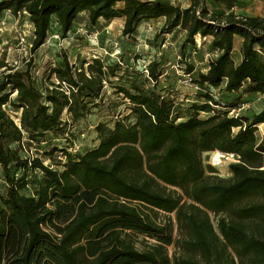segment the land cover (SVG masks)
<instances>
[{
    "label": "trees",
    "instance_id": "1",
    "mask_svg": "<svg viewBox=\"0 0 264 264\" xmlns=\"http://www.w3.org/2000/svg\"><path fill=\"white\" fill-rule=\"evenodd\" d=\"M213 1L224 14L204 0L185 9L165 0L0 1V17L29 16L32 55L54 18L62 39L76 24L94 31L101 20H123L132 40L141 22L165 18L161 34L182 29L194 53L209 43L216 56L197 75L188 62L179 67L197 91L186 108L178 88L163 86L168 73L157 60L138 70L95 49L75 64L65 55L42 87L33 58L24 67L0 60V264H264V109L231 115L245 97L264 96V17L236 15L241 0ZM96 110L112 125L98 124V143L84 153L73 130ZM43 146L52 148L45 158L29 155ZM214 152L238 157L231 178L205 166L203 155ZM36 178L38 188L25 195Z\"/></svg>",
    "mask_w": 264,
    "mask_h": 264
},
{
    "label": "rangeland",
    "instance_id": "2",
    "mask_svg": "<svg viewBox=\"0 0 264 264\" xmlns=\"http://www.w3.org/2000/svg\"><path fill=\"white\" fill-rule=\"evenodd\" d=\"M2 1V0H0ZM171 4L188 8L191 0H165ZM241 5L234 8V12L242 17H264V0H241ZM206 7L213 13L224 14V7L216 4L213 0H204ZM165 25V18L158 20H146L140 23L135 34V39L123 37V20L105 21L101 20L94 29L88 26H79L76 24L72 33L67 39L61 38L60 28L53 19L52 28L46 44L34 55L31 54V48L34 42V26L31 24L28 15L15 18L9 12H5L0 17V60H5L9 66L24 67L27 62L33 58L32 74L37 84L42 87L44 76L53 66L63 65V58L68 56L70 62L75 64L78 59H91L95 50L97 54H103L105 60H118L124 58L125 63L135 65L138 70H145L146 66L155 60L161 62L165 72L168 73V81L163 79V86L169 84L179 89L178 104L185 105L184 108L195 101L194 94L197 92L194 86H188L183 82V71L185 62L195 66V74L207 72L210 57L214 56L210 44H206L200 51L194 53L191 46H187V33L182 29L175 30L170 35H163L161 31ZM97 33L98 45H95L92 35ZM92 40V43H91ZM94 45V48L90 47ZM94 43V44H93ZM237 43V42H236ZM185 45L186 54L189 59L185 61L182 57V48ZM241 46L237 43L235 46L234 59L237 63L241 60ZM95 49V50H93ZM183 69V71L179 68ZM168 88V87H166ZM173 88L174 87H170ZM176 89V90H178ZM110 97L113 96V90L110 88ZM218 99V91H213ZM114 104L120 105L115 108L116 112H123L126 105H121L118 97L114 96ZM224 99L223 101H227ZM264 109V96L255 95L245 97V104L238 110L231 113L232 116H252ZM204 118L208 117L202 115ZM112 119L107 111H94L89 119L73 130L78 144L85 153L95 148L98 143L96 126L100 123L111 124ZM112 125V124H111ZM258 136L264 137V125L259 127ZM60 149L65 147V143L60 141L54 143ZM49 146L38 147V151L29 152L30 156H39L45 158V152L51 150ZM205 166H212L216 169V175L223 178H231L230 165L238 162L236 155H225L218 152L206 153L203 155ZM47 164H49L47 160ZM41 178H36L34 183L24 192L31 196L38 188ZM1 186V170H0ZM166 215L161 214L159 221H163ZM174 219V215L171 216ZM215 227L217 228L218 218L212 216ZM176 226V222H175ZM177 230L175 236L177 237ZM147 240L144 237L137 238V246L143 250ZM169 255L174 258L178 253L174 246L168 248ZM238 264V262H237Z\"/></svg>",
    "mask_w": 264,
    "mask_h": 264
},
{
    "label": "built area",
    "instance_id": "3",
    "mask_svg": "<svg viewBox=\"0 0 264 264\" xmlns=\"http://www.w3.org/2000/svg\"><path fill=\"white\" fill-rule=\"evenodd\" d=\"M91 38H93L92 40H94V42H95V45L97 46L98 45V38H97V35H94V36H92ZM92 40H91V43H92ZM94 44V43H93ZM93 47H94V45H93ZM74 152H77L78 150H80V146L78 145V144H75L74 146H73V149H72Z\"/></svg>",
    "mask_w": 264,
    "mask_h": 264
},
{
    "label": "crops",
    "instance_id": "4",
    "mask_svg": "<svg viewBox=\"0 0 264 264\" xmlns=\"http://www.w3.org/2000/svg\"><path fill=\"white\" fill-rule=\"evenodd\" d=\"M83 22H81V24H82ZM79 26H82V25H79ZM97 145V144H96Z\"/></svg>",
    "mask_w": 264,
    "mask_h": 264
}]
</instances>
